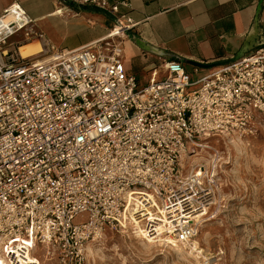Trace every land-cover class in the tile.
Listing matches in <instances>:
<instances>
[{
	"label": "built area",
	"instance_id": "1",
	"mask_svg": "<svg viewBox=\"0 0 264 264\" xmlns=\"http://www.w3.org/2000/svg\"><path fill=\"white\" fill-rule=\"evenodd\" d=\"M74 1L115 13L128 6ZM132 26L119 22L107 37L81 48L26 58L11 39L43 35L19 5L0 17L5 264H11L7 256L13 264H85L90 244L149 210L163 219L160 209L175 210V237L192 242L199 225L186 214L202 209L204 217L213 216L218 200V153L208 139L254 136L264 122V47L197 81L180 61H167L165 78L154 68L142 86L124 63L123 36ZM200 149L213 150L212 166L187 167ZM156 224L147 221L145 230L153 234Z\"/></svg>",
	"mask_w": 264,
	"mask_h": 264
},
{
	"label": "crops",
	"instance_id": "2",
	"mask_svg": "<svg viewBox=\"0 0 264 264\" xmlns=\"http://www.w3.org/2000/svg\"><path fill=\"white\" fill-rule=\"evenodd\" d=\"M110 1L128 6L115 13L74 0H0V17L19 5L43 35L27 42H21V34L14 36L11 42L20 43L22 55L75 50L131 20L132 29L123 36L124 63L142 86L154 68L163 77L167 61H180L197 81L264 47V0Z\"/></svg>",
	"mask_w": 264,
	"mask_h": 264
},
{
	"label": "rangeland",
	"instance_id": "3",
	"mask_svg": "<svg viewBox=\"0 0 264 264\" xmlns=\"http://www.w3.org/2000/svg\"><path fill=\"white\" fill-rule=\"evenodd\" d=\"M137 74L145 76L142 72ZM208 144L218 153L215 161L218 200L213 216L209 213L200 219L203 222L193 241L201 254L183 243L179 248L158 243L157 238L146 234L154 243L148 242L145 236L136 233L140 226L144 231L146 222L137 218V224L127 218L122 227L108 230L102 241L88 246L85 264H264V122L254 136L212 137ZM212 152L200 149L198 157L193 156L187 167L197 161L209 168L213 164ZM153 220L157 222L155 233L167 234L165 225L173 226L166 219L165 225L159 219ZM167 237L174 239L168 234L159 238ZM35 255L42 262L45 251L39 249ZM0 264H5L2 257ZM45 264L58 262L53 259Z\"/></svg>",
	"mask_w": 264,
	"mask_h": 264
},
{
	"label": "bare ground",
	"instance_id": "4",
	"mask_svg": "<svg viewBox=\"0 0 264 264\" xmlns=\"http://www.w3.org/2000/svg\"><path fill=\"white\" fill-rule=\"evenodd\" d=\"M197 163V165H198V162L196 161H194V165L193 166H195V164ZM200 166H205L204 164H201ZM140 210H142V209H138V211H140ZM174 211L175 210H171V211H168V210H165V209H160V214L164 217V219H166V222H167V224H169V223H172V221L170 220V218L171 217H174V218H178L179 216H178V214H175L174 213ZM206 211L207 210H202L201 209V211H198L199 213H198V215H193V214H191V215H187L186 214V216L187 217H185V219H189V218H192V219H195L196 220V222L198 223V225H200L203 221H201L200 220V218H203L205 215H206ZM167 213H173L172 215H169V216H166V214ZM147 215V216H146ZM156 215H158L157 213H156V211L154 212L153 210H149V212L148 213H146L145 215H141L138 219H142L143 221H145V222H147V221H149V222H151V221H154L153 219H159L160 221H161V224H162V221H163V225H165V220L162 218V217H160V216H157V218L156 217H154V216H156ZM183 217H184V214H183ZM137 219V217H133L132 218V220L135 222V223H137L138 224V222H139V220ZM174 221V220H173ZM126 222H127V218H126ZM180 223H181V225L182 224H184V223H188V221H180ZM124 224V223H123ZM146 224V223H145ZM126 226V225H125ZM156 226H157V224H156ZM156 226L154 227V229L152 228L151 229V231H153L154 230V232H153V234L152 233H150L149 232V230H145L146 228H145V225H144V231L142 230V228H141V226H140V228H136L137 230H136V233L137 234H139V235H143V236H145L146 238H147V235H149V237L151 236H154V234H155V236H154V238H157L158 239V243H161V244H171L172 246H174V247H180V245L179 244H181V243H183V242H180L179 240H177V238L175 237L176 235H175V233H176V230L179 228V227H176V224H174L173 223V226H170V228H166V226H165V228H166V232H171V234L173 235L172 237L174 238V239H170V238H159V237H162V236H167V234L166 233H162V234H160V233H155V228H156ZM160 228H161V226H159ZM163 227V226H162ZM147 234V235H146ZM147 240H148V242H151V243H154L150 238H147ZM196 240V239H195ZM195 240H193V241H195ZM192 241V242H193ZM191 241L189 242V241H187L186 243H183L182 245L183 246H186V247H188L189 248V246H190V249L192 250V251H196L198 254H201V251H200V249H199V247L197 246V243L196 242H193V244H191L192 243ZM191 251V252H192ZM193 253V252H192ZM196 257H197V255H196ZM30 258L32 259L33 257H31L30 256ZM200 258V257H199ZM7 259L9 260V262L11 263V264H13V262H12V260H10V258H9V256H7Z\"/></svg>",
	"mask_w": 264,
	"mask_h": 264
}]
</instances>
